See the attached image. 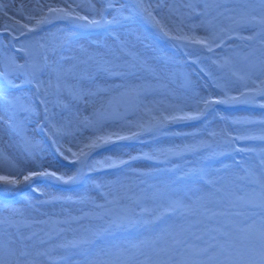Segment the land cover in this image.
<instances>
[{
    "label": "snow or ice",
    "instance_id": "1",
    "mask_svg": "<svg viewBox=\"0 0 264 264\" xmlns=\"http://www.w3.org/2000/svg\"><path fill=\"white\" fill-rule=\"evenodd\" d=\"M18 12L0 31V264H264V0Z\"/></svg>",
    "mask_w": 264,
    "mask_h": 264
},
{
    "label": "rangeland",
    "instance_id": "2",
    "mask_svg": "<svg viewBox=\"0 0 264 264\" xmlns=\"http://www.w3.org/2000/svg\"><path fill=\"white\" fill-rule=\"evenodd\" d=\"M34 2V0H0V4H4V5H7L8 7L6 8H0V31L3 30L4 26L6 24H12L13 21L11 19H9L10 17H14L16 20H19L21 19V16L19 15V12H18V9L20 8V6L23 4L25 5L26 7L27 6H30L32 3ZM5 13L7 15H5ZM56 27H64L63 24H58L56 25ZM51 31H55V28L51 29ZM220 110L222 112H235V113H240V112H244V111H247L249 110L247 106L245 105H236V106H221L220 107ZM259 110L257 109V112ZM130 119L133 118V117H129ZM187 130V129H186ZM85 135H87V132L85 133ZM4 141L6 142L5 144V147H8V145H11L12 141L7 137L5 136L4 137ZM243 146V145H242ZM9 151L11 152H15L16 149L15 148H8ZM237 159H239L240 157H236ZM231 160V157H228V158H222V163H229ZM138 167H147L149 166L147 163L145 164H141V165H137ZM214 167H220V163H216L214 165ZM42 179V178H41ZM40 180V179H38ZM38 180L36 181V183L38 182ZM48 182H46L44 185H36L35 184L33 186L35 187H45L46 184ZM27 185H21L16 191H21L23 190L24 187H26ZM72 191H75L74 189L68 191L69 194H71ZM29 192H23L21 198L28 194ZM38 199H43V197H37ZM16 207H23L22 204H18L16 205ZM50 209L48 208H44V209H41V211H49Z\"/></svg>",
    "mask_w": 264,
    "mask_h": 264
},
{
    "label": "bare ground",
    "instance_id": "3",
    "mask_svg": "<svg viewBox=\"0 0 264 264\" xmlns=\"http://www.w3.org/2000/svg\"><path fill=\"white\" fill-rule=\"evenodd\" d=\"M32 3V2H31Z\"/></svg>",
    "mask_w": 264,
    "mask_h": 264
}]
</instances>
